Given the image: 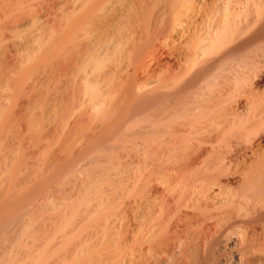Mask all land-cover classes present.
Listing matches in <instances>:
<instances>
[{"label":"rangeland","instance_id":"obj_1","mask_svg":"<svg viewBox=\"0 0 264 264\" xmlns=\"http://www.w3.org/2000/svg\"><path fill=\"white\" fill-rule=\"evenodd\" d=\"M88 1L90 3H88ZM106 1H108L107 3L109 5L106 3L105 6L107 7L104 6L105 8H107L106 10L104 8L105 12L104 10L103 12L98 11L97 13V15H99L98 19H100L101 14H102L101 15L102 17L107 16L110 13L109 11L111 10L110 6L112 5L113 7V4L115 3L116 4L134 3V0H128V1L127 0H111V1L110 0H93V1L92 0H0V192H8L11 190H18V191L19 190H23V191L31 190L33 191V193L36 194L37 200H40L41 202H43V205L46 206V209H49L52 211V213H54L56 223L53 225L54 230L52 233L53 234L52 237H54L55 240L52 242L53 245L50 244L51 246V247L49 246L50 248L47 247L48 248L47 250L43 249L45 251H42L41 255L37 257V258L40 257L39 259L40 261L38 260V264L39 263L46 264V262H48L47 264H54V263L56 264V262L57 264H83V263L84 264H87V263L88 264L89 263L90 264L91 263L92 264H97V263L98 264H118V263L119 264H128V263L134 264L132 263L133 261L130 257L132 255V247H133L132 246L133 244L132 235L134 234L133 232L135 229L134 226L138 224L135 221L137 219L136 218L137 214H135L136 216H134V213L136 211V209H134L135 208L134 206L137 207L135 203L138 205L140 204V206H142V209H145L144 206L147 205L146 202H154L155 204L157 203V206L153 203L150 205L155 206L153 210L156 209L155 211H158L159 213L158 212L157 213L159 215H161L160 213L165 214L164 216L163 214L161 215L162 217H165V219L163 218L165 227H166L167 221L172 226L176 224L174 222L178 220L177 216L180 215L178 214L175 217L173 216L174 213L173 214L171 213V211L175 212L177 207L179 208L177 213L180 211V206H179L180 205V202H179L180 201L179 199L180 198V182H179L180 174L181 175L184 174L185 176L187 174L188 178H196L198 174H200L199 175V177L201 176L200 178H204V179L207 176V179H205V181L208 182L209 180V182L207 183L203 181L204 183L203 182L202 183L204 185L201 184L203 186L200 185V187L198 185L199 189L197 187L196 191H198L197 192L198 194L204 191L202 195L205 198L206 194L209 193L210 189L215 188V190L213 189L214 193L215 192H216L215 194L218 193L217 196L220 197L219 199H215L217 200V202L218 200H221V197H223V200H226V198L230 196L234 197L232 195L234 192H235V196H240V193H242V190L244 192L247 191L248 186L246 185L249 183L248 181L250 180L249 178L253 177V175L257 173L264 174V169H263L264 160L261 159V156L262 158L264 157V136H263L264 135L263 133L264 132V125H263L264 124V118H263L264 117V100H263L264 99L263 98L264 97V82L263 83L261 82V81H264V77H262L264 74L263 73L264 65H260L262 67L259 68V70L261 68L263 70V71L260 70L262 71V74L261 72L259 73L261 76H258L259 70L257 73H255V75L257 74L255 76V75H252L251 72L249 73L248 70L243 71L244 68H240V67H239L240 69L237 68V66L241 62L245 64L246 62L251 63L253 61L254 57H256L255 54H257V51L254 50V48L257 49V47H255L257 46L256 43H258L259 46L263 45L264 44L263 39H260L263 42H259L260 40L258 39L253 41L255 45L249 44V46L251 47L246 46V48H243L244 50L240 48L242 49V51L237 50L238 51L237 53H241V54H235L236 51L235 53L234 52L231 53L232 55L230 54L231 56L235 54L234 57L237 55H238L237 57L240 56L239 59H237V57H235V59H233L234 57L230 58V56L228 55L226 58L223 59V60L228 59L226 61H221L222 59L215 61L217 59L213 57L212 55L211 62L213 64L210 63L209 56H208V59H206V63L205 61L200 63L202 66H205L204 64H207V63L211 64V65L208 64L207 65L208 67L206 66L208 69L211 66L209 71L206 68L205 72L201 76L202 78H204L202 79L203 81L201 82L200 79L196 80V82L199 80L198 84L200 85L202 84L201 85L202 88L205 91H207V93L212 90L215 91L217 87V86L215 87L217 78L220 79L219 80L220 82L221 81L224 82V80H226V79H221V76L219 74L222 75V73H223L222 75L223 77L225 76L226 78H228L227 79L228 81L225 87L226 88L229 87L227 91H230V92L225 93L224 95L225 98L223 97L225 100L222 99V102L223 101L225 102L222 103L223 105L221 104V108H220L221 110L219 109L221 112L220 115L219 114L217 115V117L219 116V119L215 117L214 118L215 121L212 120L213 123L210 121L208 123L209 125L201 128L202 130L200 129V131H198V134L197 133L191 134L185 131L187 133L186 134L184 132V128H181L183 126L180 125L183 119V118L180 119V116L182 117L183 115L182 111H181L182 115L180 114V110H182L181 109L182 106L180 105V102L183 101L184 103L185 102L188 103L190 101L189 99H192V96H190L191 95L190 93H194L195 91L194 89H197V90L201 89L200 88L201 86L196 84L195 82L191 85H194V86L197 85L198 88H196L197 86L195 87L188 86L190 89L188 87H187L188 89L187 88L180 89V77L181 75L184 76L185 68L189 65V58H188L190 56L189 52L193 48V44L196 42L195 39L199 38L204 32L200 28L204 30L206 29L207 26L206 27L200 26V28L198 27L197 32H196L197 34L195 33L196 35H192V38L196 36V38L194 39L192 38L188 39L186 36L184 38V32H181V31H183L184 27L187 26V24L188 26L191 25L189 30L192 29L191 31H193L194 25H197L196 23L197 21H194V20H197V18L199 17L198 12L199 10H201L202 6L203 8L206 7L207 10L210 9L209 11L210 13H212V11L214 10L216 11L222 7V5L225 3V2L223 3V0H211V1L210 0H176V1L171 0L174 2H171L169 0L171 2L170 4L174 3L173 4L174 8L173 6H168L169 1L167 0H164L165 2L163 0H160V1L159 0H154V1L145 0L144 3L148 4L145 9V12L147 14L146 16H150V17L153 16L152 17L153 20L152 18L145 16L146 18L145 20H143L144 23L143 21H141L140 23H142V25L139 24L140 28H138V32H141L142 34H141V37L139 38L140 40L138 39V41L136 42L137 43L136 45L140 44L138 46V49L140 48L141 49L137 55L135 54L136 50L134 49H132L131 52H129L130 51L129 49H131V45L134 43L132 42L133 39H131V41L129 42L131 45L128 43L130 45V48H128L129 45L127 44L128 45L127 52L129 53L126 54L125 52V55L123 54L124 56H122L119 59H121L122 62L125 61V63H122V65L124 64L126 65V66L125 65L122 66L125 69L124 71L127 72V73L125 72L124 76L126 77L128 76L127 78L126 77L125 78L129 79V83L132 86V90L136 94L138 93V95H141V94L152 95L153 98L151 99V101L149 103L140 104V106L135 107L131 99L121 100L116 105H110L108 103H105L106 101L103 100L102 105L99 106L100 108L102 107L101 108L102 112H100V114H98L99 113L98 111H100V109H97V112L95 113V110L91 109L90 106L85 107L87 106V104H89V103L85 104L88 100L87 97H86L87 100H85L86 102L83 100L85 102L84 103L85 105L78 106L79 104L78 105L74 104L75 103L74 96L76 97V95L74 94V90L72 88L74 87L75 89V85H76V82L73 83V80L75 79L74 81H77L78 79V74L76 71L78 70V66H76L77 65L76 61L74 62L73 60L75 58L73 54H72V57H74L73 59L70 58L69 60L67 58L66 60V57L68 56L66 55L67 52L72 49L71 47H73V46H70L73 44H69V41L68 42L66 41L67 39L66 38V32H67L66 22L69 23V21L66 20V16L67 17L68 15L71 16L69 11L71 9L70 7H72L73 4H75V6L77 4L78 6V8H76L78 9L77 12L78 11L80 12L82 11V10H79L82 8L80 7L82 6L81 4H85L83 5V8L84 7L88 8L87 5L89 4L90 5L92 4L91 7H95V5H97V8H99L98 3L100 2L99 4H105L103 2H106ZM149 4L152 6H154V4L156 6H158L159 4L160 5L158 7L156 6L152 7ZM231 4H235V1L232 2ZM90 5H89V8H90ZM165 5L167 6L164 7ZM147 7L151 8V10ZM161 7L167 8V9H162ZM169 7L170 9L172 7L174 10L171 9L172 10L171 11L170 9H168ZM72 9L74 10V7H72ZM154 9L155 10L157 9L160 12L156 10V12L154 13ZM163 10H166L167 15L165 14V17L167 18H163L166 24L164 23L165 25L164 29H161L163 27L161 26L160 28V25L159 26L157 25L159 27L158 28L155 23L158 20L157 19L158 15ZM147 11L149 14L147 13ZM71 13H72V10H71ZM155 18H156V21H155ZM146 20L147 22L145 23ZM191 21H194L195 23ZM57 24L62 26L60 28L62 32L61 31L55 32L56 27L57 28L59 27L57 26ZM144 26L146 27L143 28ZM165 27L166 28L168 27V28L165 29ZM141 28L144 30L148 29L146 30L147 36L144 30L142 32ZM198 30L202 32H199ZM58 32H60L59 35L61 34V36L58 35L59 39H61L59 40V42L63 41V45H61L62 44L61 42L60 43V46H62L61 50L56 55V52L54 51L56 49V43H57L56 34H58ZM180 33L183 34L182 36L183 38L180 36ZM198 33L200 34L202 33V34L201 35L199 34L198 36ZM185 39L186 41H184ZM191 41H193V43ZM185 42H187V44ZM64 43H66L65 44L66 46L64 45ZM189 46H192V48L190 49ZM259 46H258V50H259ZM68 48L69 50H67ZM250 48H253L254 51L251 50ZM245 49L246 51L248 50L247 51L248 55ZM133 50L135 52H133ZM72 51H70V53H72ZM253 54H254L253 59H249L250 57L252 58ZM69 57H71V55ZM112 57L113 56H111V58H108V59L111 60ZM133 57L134 59H132ZM71 60H72V63H70L69 65V61ZM110 60H107L105 62L107 64V65L105 64L106 69H109L110 66L113 65V62ZM129 60H133L132 61L133 63ZM231 60H233L234 62L238 60L239 62L237 61V63L234 64V62ZM219 61H221L224 64H222ZM183 62H185L186 64L188 63V65L186 66V64ZM56 63L59 64L58 67H56L57 66ZM65 63H67L69 68L70 67L71 68L70 69L67 68V64ZM214 63H216L217 66L214 65ZM220 63L222 66L220 65ZM231 63L233 65H230ZM71 64H75V65L72 66ZM227 64L230 66V68ZM223 65L226 66L227 68L224 67ZM233 66L236 67L235 71L233 70L234 68ZM56 68H58L59 70L64 69V72L62 70L59 71L57 69L59 72H63V74L59 73L60 75L62 74L61 76L58 75V77H61L62 79L61 78L56 79V77L54 76L56 74V72H54ZM228 68L230 69V71L233 70L235 73H231L233 71L228 72L229 70ZM183 69L184 71L182 72ZM217 69H220V72ZM225 69H228V70L225 71ZM65 70H67L66 73H65ZM222 70L224 71L222 72ZM214 71L217 73H215ZM246 71H248V73ZM75 72L77 74V78H76ZM245 72H246V75H245ZM67 73L69 74L67 75ZM227 73L228 75L230 74L231 78L228 77ZM64 74L67 75L69 79ZM214 74L215 76H213ZM238 74L240 77L238 76ZM243 75L246 76V79ZM71 76H74V77L72 78ZM54 77H55V80L57 81V84H55ZM63 77L65 78V80H63L64 79ZM205 77H207L208 80ZM256 77H259V78L256 79ZM213 79L216 81H213ZM67 80H69V82ZM231 81L232 82L234 81L233 84ZM236 81L238 83H236ZM247 81H248V84H246ZM203 82H205L204 85H203ZM228 82H230L231 84L229 85ZM241 83H242V86H241ZM72 84L73 85L75 84V85L72 87ZM210 84L211 85L213 84V85L211 86ZM227 84H228V87H227ZM236 84L239 88L236 86ZM209 85L211 86V89ZM231 85L232 86L234 85V86L232 87ZM57 86H60L61 88L60 87L57 88ZM62 88L66 92H69L67 90H70L71 92L70 94L73 97L70 96L69 93H66L64 90H62ZM191 88H194V89H191ZM205 88H207V90ZM71 89L73 90V92L71 91ZM185 90L188 92H186ZM204 90H202V92ZM63 93H66L67 97H65V94ZM185 93L187 94L189 93L190 95L188 94L189 95L188 96ZM241 93H243V95ZM226 94H228V96L230 95L229 96L230 98L226 96ZM244 94L246 95L244 96ZM68 95L72 99L68 98ZM59 98H61L62 101L64 100L65 108H64L63 102ZM65 98H67L66 101H65ZM82 99H85V98L82 97ZM69 101H71L72 104L68 109L69 111L65 112L64 110L67 109L66 105L67 103H69ZM183 102H181V104H183ZM255 103L256 104L259 103V104L256 105ZM57 104L59 105V107H57ZM252 104H253V107H252ZM249 106L252 109L251 111H250ZM55 109H56V112L54 111ZM91 111H93V115L94 113L97 114V115H94L95 117L98 116L99 119L100 118L103 119L104 126L103 128H101V130H98V128H95V127L96 126L98 127L102 121L100 122V120H98V117L95 118L97 119L96 122L98 121L97 124H99L100 122L99 125H97L95 122L96 124L95 125L93 122L95 121V119H93L94 116L92 115ZM248 112H251V113L253 112V113L251 114ZM65 113L67 115H65ZM101 114L102 116L100 117ZM240 115L242 116V118ZM91 116L92 118L90 119L89 117ZM234 119H237V120L235 121ZM239 119H241V121H238ZM223 120L224 121L226 120V121L224 122ZM244 120L247 121L248 123L245 122ZM242 121L243 123H241ZM261 122H262V125H261ZM109 123H113V124L120 123V127L114 128L112 130V128L107 126V124L109 125ZM215 123L216 125H212ZM231 123L233 124L235 123L237 128ZM150 124H152V126ZM137 125H138L137 128L139 127L142 128V129L136 128L141 133L139 135H136V134L134 135L132 134L131 130L132 128H134V126L136 127ZM208 127L209 128L211 127V129L209 130ZM231 128H235L236 130L239 129L238 131L239 133L235 131V129H231ZM181 129H183V131H181ZM201 131L203 133V136H202ZM211 131L213 134L211 133ZM182 132L185 133V136ZM204 132H206L205 135H204ZM242 133H243V136H242ZM190 134L191 135L194 134L193 138H191L192 136ZM182 135L184 136V139L182 138ZM213 135L216 137H214ZM217 136L220 139H218ZM237 136H238V139H237ZM185 137L187 138V140ZM181 138L183 139V141ZM195 139L196 140L201 139V141L203 142L195 141ZM220 140H222V142ZM199 142L201 145L199 144ZM186 143H189V144H186ZM250 145L253 147H251ZM214 146H215L214 148L215 150L213 149ZM165 147H168V148H165ZM200 150H204V151H200ZM228 152H229V155H228ZM256 154L257 155L260 154V155L257 156ZM182 155L183 156L187 155V156L183 157ZM228 156H231L232 158ZM69 158H72V160H68ZM97 158L100 159L97 161H101V162L96 165L94 161ZM145 158L146 159L148 158V159L146 160ZM152 162L153 164H151ZM157 162L159 163V165L157 164ZM195 162H196V165H195ZM190 164H192L191 167H190ZM256 166H259L257 168H260V169L255 168ZM152 167H153V170L151 169ZM206 167L208 168L206 169ZM252 168L258 171L262 169L263 171L262 170H261L262 172H257L256 170L253 171ZM193 170L196 175L194 174ZM249 171H250V175L248 174ZM168 172H170L171 174L170 173L167 174ZM212 173H214V175ZM217 173L218 175H221V177L219 176L217 177ZM204 174H207V175H204ZM177 175L179 176L177 177ZM211 176L212 178H209ZM166 177L167 178L169 177V178L167 179ZM247 178L248 180H246ZM140 179L141 181L139 182ZM137 180L138 182H136ZM245 180L248 182H246ZM175 181L176 182L178 181L179 183L178 182L175 183ZM214 182L215 184H217L216 186ZM210 184L212 186L214 184V186L212 187ZM171 185L174 187V189L173 187L171 188ZM262 185L264 187V182L262 183ZM147 186L149 187L146 188ZM209 186H211V188ZM245 186L246 188H244ZM202 187L203 189L209 188L208 192H205L206 189L203 190ZM218 187H220V190H218L219 189ZM263 187L260 185L261 190H264L262 189ZM167 188L170 190H168ZM221 188L223 189V191H224V188L226 190L225 192L226 194L222 192L224 196L221 193L222 191ZM226 188H228L230 191L233 189L232 190L233 192L231 193L230 191H228L229 193H227L228 189ZM133 189H135L138 193ZM175 190L177 192H175ZM199 190L201 191L199 192ZM213 190H211L210 193L211 192L213 193ZM133 191H135V193ZM262 192L264 191H261L260 194L259 193L257 194L259 197H257V195L253 196V198H255L254 200L253 198L251 199V197H250V200L249 199L247 200V204H249L247 205L249 207V209L247 210L248 211L247 213H250L251 215L257 214L255 216H251L253 220L250 221L251 218L249 217L250 216L249 214L247 216V218L249 219V221H247L248 223L245 221L247 220L246 216L243 215L244 216L243 218L242 216L238 217L241 219L245 218L244 220L245 222L240 219L242 221L241 223L242 225L247 224L249 228L248 227L246 228L247 225L245 227L243 225L242 227L241 223L234 225L233 223L237 222V219H238L237 217H235L234 219L236 220V222H233V218H231L232 219L231 221L229 222H227L228 220L226 221L227 224L224 222L225 223L224 226L222 223L223 228L222 229L219 228L222 231L216 228L217 231L221 233L223 232L224 237L222 238L221 236V239L224 240L223 242H226L228 238H230L229 240H231V241L228 240L231 244L230 243L224 244L222 240H220L221 243L219 244L218 251L220 249V253L223 252L224 254L221 255L222 259L221 258L219 259L220 261H218V264H237V262L239 264V257H240L239 255H241L240 254L241 251L239 250L240 251L239 252L238 250L236 251L235 249H240V246L238 245H240L239 241H242V240H245V243L247 242V246L249 245L248 249L249 247L252 248V246H256L257 249L261 248L262 250H264V221H263L264 220V200H263L264 197L262 198L264 194ZM220 194L221 196H219ZM226 195H229V196H226ZM151 197L153 201L151 200ZM155 197H157L158 199H156ZM163 197H165L166 200ZM146 198H148V200H146ZM257 198L258 199L260 198L259 199L260 201H258ZM142 200H146V202ZM212 201L216 202L214 200ZM212 201H210L209 203H212ZM250 201L251 202L254 201V202L251 203ZM190 203H191V206H193L192 202ZM250 203L251 205L253 204L252 205L253 210H254V207L257 208V210L255 209L254 212H252V210H250L251 209ZM255 203L258 205H256ZM195 204L197 203L195 202ZM261 204L263 207H261ZM188 205L190 206V204ZM161 207L164 210L161 209ZM168 214L170 215L171 218L168 217L169 216ZM132 216H134L136 219ZM173 217L176 218V220L174 219L175 221L173 220L172 222ZM254 217L256 219H254ZM138 220L139 219H137V221ZM255 220L257 221V225H260V223L262 222L261 225L257 226L255 223ZM238 222H239V219H238ZM249 222H252L253 224L254 223L255 224L253 225V224H250ZM229 223H231L230 224L231 226L229 225ZM226 225L229 226V227L227 226L228 229H226L227 228ZM238 225H240L241 227ZM251 225L253 226V229ZM132 227H134V229H131ZM63 228H65V231H67V234H68L67 235L68 240L66 243L62 242L60 239L62 236ZM167 229H170V226L168 228V225H167ZM234 229L236 233L234 232ZM228 230L231 234L233 233L232 236L230 233H227ZM257 230H259L258 232H260V234L256 232ZM97 231H98V234H97ZM115 231L120 232V234ZM225 231L226 233L224 234ZM243 231H244V234H242ZM118 234L121 237L118 236ZM242 235L243 237L245 236L246 237L243 238ZM225 236H227L226 239H225ZM116 237L118 238L120 237L122 240L124 238L125 239L123 241H120L121 239H116ZM90 238H92L93 240ZM89 240H91V242ZM106 240L108 241L109 245H106L108 244ZM118 241H120L121 244ZM228 241L226 243H228ZM125 242H126V245L124 244ZM237 242H239L238 245H237ZM90 243H92L93 246ZM118 243L122 247V249L120 250L121 252H118V251L115 252V250L120 248V245H119V248L117 247ZM243 244H244V241H243ZM125 248H127V250ZM128 248H131L129 249L130 251L128 250ZM256 248L254 249V251H258ZM106 250H108V252H106ZM102 251H104V253ZM224 251H227V252L225 253ZM114 252L117 254H115ZM76 253H77V256H76ZM121 253L123 254V256H121L122 255ZM102 254L105 256L103 257ZM110 254H113L112 256L117 255V258L116 256H114L112 257L113 258L112 259ZM119 256H121V259ZM94 257H96V260H94L95 259ZM107 258L108 259L111 258V259L108 260ZM103 259H104V262H103ZM82 260L83 261L85 260V261L83 262ZM119 260L120 261L122 260V261L120 262Z\"/></svg>","mask_w":264,"mask_h":264},{"label":"bare ground","instance_id":"obj_2","mask_svg":"<svg viewBox=\"0 0 264 264\" xmlns=\"http://www.w3.org/2000/svg\"><path fill=\"white\" fill-rule=\"evenodd\" d=\"M93 1V0H92ZM111 1V0H110ZM128 1V0H127ZM147 1V0H146ZM154 1V0H153ZM160 1V0H159ZM164 1V0H163ZM169 1V0H167ZM171 1V0H170ZM169 1V4L168 6H173V4H170L171 2H174V1ZM211 1V0H210ZM235 1V4H231L232 2ZM87 2V1H86ZM102 2V1H101ZM106 2H103L105 4H99V8H97V5H95V7H91L90 5V8H89V5L88 8L87 7H84L83 8V5L85 4H81L82 7L81 9L79 10H82V11H78V6L76 4H73L72 7H74V10L72 9V7H70V15L69 16L68 14V17L66 16V20L69 21L66 22L67 25H66V29H67V32H66V41L68 42L69 41V44H73V45H70V46H73L71 47L73 49V52L72 49L70 51H72V53H70V51L67 52L66 55H68L66 57V60L67 58L70 60V58H74L72 57V54L73 56H75V58L73 59L74 62L76 61V66H78V70L77 71V74H78V79L77 81H74L73 80V83L76 82V85H75V89H74V85L72 84V89L74 90V94L76 95V97L74 96L75 98V103L74 104H79L78 106H82V105H85L87 103V106L85 107H88L90 106L91 109L95 110V113L97 112V109H100V111H98L100 114V112H102L101 108L99 107L100 105H102V101H106L105 103H108L110 105H116L117 103H119L121 100H124V99H131L134 103V106L135 107H138L140 106V104H144V103H149L151 101V99L153 98L152 95H147V94H141V95H138V93L136 94L133 90H132V86L131 84L129 83V79H126L127 77L124 76L125 75V72L124 71L125 69L122 67L124 65H122V63H125V61L122 62L121 58L122 56L125 55V52L126 54L131 52L132 49L136 50V52L133 50V52H135V54L137 55L138 52L140 51V49H138V46L140 45H136L138 39L141 37V32H138V28L139 27V24L142 25V23H140L141 21L145 20L146 17H150V16H146V12H145V9H146V6L148 5L147 3H144L145 0H134V3H131V4H113V7L112 5L110 6V13L107 15V16H104L102 17L100 15V19L99 18V15H97L98 11H102L104 10ZM118 2V1H117ZM120 2V1H119ZM122 2V1H121ZM151 2V1H150ZM162 2V1H161ZM165 2V1H164ZM179 2V1H178ZM201 2V1H200ZM226 4H225V3ZM88 3H90L88 1ZM87 3V4H88ZM128 3V2H127ZM153 3V2H152ZM163 3V2H162ZM168 3V2H166ZM202 3V2H201ZM223 5L221 8H217L218 10H214L212 11V13H210V9L207 10L206 7L201 8V10H199L198 12V15L199 17L197 18V20H194V21H197V25H194V29L193 31L189 30L190 29V26H185L183 31L181 32H184V38L185 36L189 39V38H192V35H196L197 33V29L198 27L200 28L201 27H206V29H202L200 28L203 32V34L201 35L200 33H198V36L199 34L201 35L199 38L195 39L196 42L193 44V48L192 46H189V48L191 49V51L189 52L190 53V56L188 57L189 58V65L188 63L186 64V68H185V73H184V76L181 75L180 77V89L182 88H187L188 86L190 87H193L194 85H191L193 84L194 82L196 84H198L199 80L196 82L197 79H200V81L202 82L204 78H202L201 76L203 75V73L205 72L206 68L208 67L207 65L212 63L211 62V58H212V55L213 57H215L217 60L215 61H218V60H221V61H226V60H223L224 58H226L228 55L231 57H234L235 54H241V53H237L238 51L237 50H240L242 51L243 48H246V46L248 47L249 44L252 45L254 44L253 41L255 40H260V39H263L264 40V0H223ZM239 3V4H238ZM108 4V3H107ZM222 4V3H221ZM109 5V4H108ZM150 5V4H149ZM158 5V4H157ZM160 5V4H159ZM158 5V6H159ZM185 5V4H184ZM217 5V3H216ZM70 6V5H69ZM105 6V7H104ZM152 6V5H150ZM154 6H156L154 4ZM152 6V7H154ZM156 6V7H158ZM163 6V5H162ZM167 5H165L164 7H166ZM187 6V5H186ZM214 6V5H213ZM121 7V8H120ZM123 7V8H122ZM181 7V6H180ZM184 7V6H183ZM215 7V6H214ZM97 8V9H96ZM149 8V7H147ZM160 8V7H159ZM157 8V9H159ZM162 8V7H161ZM174 8V6H173ZM171 7V9H173ZM193 8V7H192ZM200 8V7H198ZM213 8V7H212ZM107 8H105L106 10ZM151 10V8H149ZM156 9V10H157ZM162 9H167V8H162ZM170 9V7L168 8ZM170 9V10H171ZM190 9V8H189ZM187 9V10H189ZM68 10V8H67ZM71 10H72V13H71ZM76 10V11H75ZM104 10V12H105ZM156 10L154 9V13L156 12ZM174 10V9H173ZM181 10V9H180ZM108 11V10H107ZM159 11V10H157ZM172 11V10H171ZM182 11V10H181ZM186 11V10H185ZM67 12V11H66ZM151 12V11H149ZM153 12V11H152ZM160 12V11H159ZM163 12V13H162ZM100 13V12H99ZM107 13V12H106ZM148 13V11H147ZM179 13V12H178ZM190 13V12H189ZM188 13V14H189ZM149 14V13H148ZM165 14H166V10H163L161 11V13L158 15L157 17V21H156V18H155V21H156V26L160 25V28L161 26L163 28L161 29H164V19L163 18H167L165 17ZM177 14V13H176ZM195 14V13H194ZM167 15V14H166ZM172 15V14H170ZM179 15V14H178ZM65 16V15H64ZM146 16V17H145ZM169 16V15H168ZM70 17V18H69ZM102 17V19H101ZM153 16H151L150 18H152ZM175 17V16H174ZM178 17V16H177ZM196 17V16H195ZM57 18V17H56ZM61 18V17H59ZM69 18V19H68ZM172 18V17H171ZM183 18V17H182ZM181 18V19H182ZM186 18V17H185ZM65 19V18H63ZM98 19V20H97ZM176 19V18H175ZM194 19V18H192ZM65 20V21H66ZM100 20V21H99ZM148 20V19H147ZM147 20L145 21V23L147 22ZM150 20V19H149ZM153 20V18H152ZM166 20V19H165ZM169 20V19H168ZM62 21V20H61ZM167 21V20H166ZM194 21H191V22H194ZM55 22V21H54ZM59 22V21H58ZM171 22V21H170ZM144 23V21H143ZM150 23V22H149ZM154 23V22H153ZM195 23V22H194ZM166 24V23H165ZM184 24V23H183ZM193 24V23H192ZM62 25V24H61ZM148 25V23H147ZM152 25V24H151ZM181 25V24H180ZM59 26L58 28L60 29L62 26L58 25ZM155 26V28H156ZM157 26V27H158ZM68 27V28H67ZM146 26H144L143 28H145ZM150 27V26H149ZM153 27V26H152ZM55 28V27H54ZM56 27V31H61L62 30L58 29ZM159 28V27H158ZM168 28V27H167ZM165 27V29H167ZM181 28V27H180ZM142 29V28H141ZM144 29H142V32H143ZM148 30V29H146ZM146 30L145 31V34H146ZM157 30V29H156ZM64 31V30H63ZM140 31V30H139ZM151 31V30H149ZM199 31V30H198ZM202 31H199V32H202ZM159 32V30H158ZM163 32V31H162ZM60 32H58V34H56L57 36V43H56V49L54 52H56V55L59 53V51L61 50V47L60 46V43L62 42L61 45H63V41L59 42V35ZM151 33V32H149ZM196 33V34H195ZM144 34V33H143ZM144 34V35H145ZM154 34V33H153ZM160 34V33H159ZM151 35V34H150ZM55 36V37H56ZM61 36V34L59 35ZM147 36V34H146ZM180 36L182 37L183 34L180 33ZM197 36V37H198ZM180 37V38H181ZM194 37V36H193ZM62 38V37H60ZM65 38V37H63ZM183 38V37H182ZM196 38V36L194 37ZM192 38V39H194ZM131 39H136V40H132V42H134L132 45L129 43L131 41ZM64 40V39H63ZM140 40V39H139ZM145 40V39H144ZM149 40V39H148ZM65 41V40H64ZM65 41V42H66ZM186 41V39L184 40ZM188 41V40H187ZM141 42V41H139ZM143 42V41H142ZM193 43V41H191ZM253 42V43H252ZM259 42H263V41H259ZM131 45V49H129L130 51L127 52V46L129 44ZM181 43V42H180ZM187 44V42H185ZM189 43V42H188ZM256 43V42H255ZM66 43H64L65 45ZM128 44V45H127ZM185 44V45H186ZM257 46V49L254 48V50L257 51V54L256 57H254L253 59V56L254 54L252 55V58L250 56L249 59H253V61L251 63L249 62H246L245 64L244 63H239V65H235L237 66V68H244L243 71L245 70H248L249 73L251 72L252 75H255V73L258 72L259 68L262 67L260 65H264L263 61H264V44L263 45H258V43H256ZM260 44V43H259ZM55 45V44H54ZM130 45L128 48H130ZM190 45V44H188ZM255 45V44H254ZM253 45V46H254ZM66 46V45H65ZM64 46V47H65ZM252 46V47H253ZM258 46H259V50H258ZM263 46V47H261ZM63 47V48H64ZM136 47V48H135ZM181 47V46H180ZM184 47V46H183ZM251 47V46H249ZM70 48V47H69ZM69 48L67 50H69ZM242 48V49H240ZM249 49V48H247ZM251 50H253V48H250ZM244 50V49H243ZM253 50V51H254ZM65 51V50H64ZM236 51V53H235ZM246 51V49H245ZM248 51V50H247ZM246 51L247 55H248V52ZM252 51V52H253ZM255 51V52H256ZM63 52V51H62ZM61 52V53H62ZM235 53L233 54V56H231L232 54L231 53ZM244 52V51H243ZM251 52V51H250ZM71 57H69L70 55ZM245 53V52H244ZM124 54V55H123ZM231 54V55H230ZM251 54V53H250ZM55 55V56H56ZM134 55V54H133ZM211 55V57H210ZM54 56V55H53ZM62 56V55H61ZM60 56V57H61ZM112 59H108V58H111ZM131 56V55H130ZM135 56V55H134ZM181 56V55H180ZM208 56H209V60H210V63H207V64H204L205 66H202L200 63L204 62L206 63V59H208ZM238 56V55H237ZM235 56V57H237ZM246 56V55H245ZM235 57L233 59H235ZM240 57V56H239ZM239 57H237V59H239ZM65 58V57H64ZM63 58V59H64ZM115 60H114V59ZM131 58V57H130ZM129 58V59H130ZM262 58V59H261ZM59 59V58H58ZM134 59V57L132 58ZM137 59V58H136ZM184 59V58H183ZM214 59V58H213ZM57 60V59H56ZM65 60V59H64ZM107 60H110L113 62V65H109L110 68L109 69H106L105 68V62ZM126 60V59H124ZM55 61V60H54ZM109 61V62H110ZM129 61H133V60H129ZM135 61V60H134ZM186 61V60H185ZM213 61V60H212ZM214 61V62H215ZM219 61V62H221ZM233 61V60H231ZM238 60H236L235 63H237ZM241 61V59H240ZM243 61V60H242ZM57 62V61H56ZM67 62V61H66ZM136 62V61H135ZM230 62V60H229ZM239 62V61H238ZM68 63V62H67ZM65 63V64H67ZM70 63H72V60L69 61V65ZM111 63V62H110ZM133 63V62H132ZM217 63V62H216ZM214 63V65L217 66V64ZM222 63V62H221ZM220 63V65H221ZM249 63V64H248ZM263 63V64H261ZM57 64V63H56ZM135 64V63H134ZM200 64V66H199ZM213 64V63H212ZM224 64V63H222ZM226 64V63H225ZM59 64H57L56 67H58ZM72 66L75 65V64H71ZM107 65V64H106ZM211 65V64H210ZM228 65V64H227ZM230 65H233L232 63ZM126 66V65H125ZM207 66V67H206ZM222 66V65H221ZM224 66V65H223ZM229 66V65H228ZM61 67V66H60ZM59 67V68H60ZM65 67V66H64ZM134 67V66H133ZM136 67V66H135ZM185 67V66H184ZM183 67V68H184ZM213 67V66H212ZM226 67V66H224ZM234 67V66H233ZM232 67V68H233ZM67 68H69L68 64H67ZM66 68V69H67ZM71 68V67H70ZM69 68V69H70ZM130 68V67H129ZM128 68V69H129ZM211 68V66H210ZM209 68V69H210ZM214 68V67H213ZM227 68V67H226ZM230 68V66H229ZM228 68V69H229ZM239 68V69H240ZM58 68L55 69L54 72H56V74L54 75L56 77V79H59L61 77H58L61 76L64 72V69H60L62 70L63 72H59L57 70ZM75 69V68H73ZM77 69V67H76ZM127 69V70H128ZM135 69V68H134ZM208 69V68H207ZM208 69V71H209ZM222 69V68H220ZM220 69H217L219 70L220 72ZM228 69H225V71H227ZM236 67L233 68V70L235 71ZM238 69V70H239ZM181 70V68H180ZM215 70V69H214ZM231 70V71H233ZM262 70V68L260 69ZM258 72V74L261 72L262 74V71L264 70V67H263V70ZM73 71V70H71ZM184 71V69L182 70V72ZM207 71V72H208ZM224 70H222L223 72ZM230 69L228 70V72H231ZM231 72V73H235V72ZM237 71V70H236ZM240 71V70H239ZM248 71H246L248 73ZM67 72V70H65V73ZM132 72V71H131ZM215 72V71H214ZM221 72V73H222ZM242 72V71H241ZM246 72H245V75H246ZM59 73H62L61 75ZM127 73V72H126ZM181 73V72H180ZM217 73V72H215ZM237 73V72H236ZM254 73V74H253ZM264 73V72H263ZM69 73H67L68 75ZM76 74V72H75ZM77 74H76V78H77ZM219 74V73H218ZM65 75V74H64ZM67 75H65L66 77H68ZM129 75V74H128ZM208 75V73H207ZM210 75V74H209ZM217 75V74H216ZM221 76V79H226L224 80V82H220L217 78V82L215 84V91L212 90L210 92L207 93V91H205L203 88H202V84H198L200 85L201 89L204 90L202 92H200V90H197V89H194V88H191V89H194V93H188L190 96H192V99H189L190 101L188 103H184L183 101V104H181L180 102V105L182 106L180 110V114L183 112V115L182 117L180 116V119H182V122L180 125H182L183 127L181 128H184V132L186 131L187 133H197L198 134V131H200L201 128L209 125L208 123L212 120L215 121V117H217V115L221 114L220 112V108H221V104L225 101L222 102V99L225 100L224 98V95L225 93L227 92H230V91H227V89H229L228 87V84L230 85L231 83L228 82L227 84V87L226 88V83H227V79L225 76L223 77V73L222 75L219 74ZM226 75V74H225ZM228 75V73H227ZM235 75V74H234ZM237 75V74H236ZM251 75V76H252ZM257 75V74H256ZM255 75V76H256ZM64 76V77H65ZM130 76V75H129ZM205 76V75H204ZM203 76V77H204ZM212 76V75H211ZM215 76V74L213 75ZM239 76V74H238ZM244 76V75H243ZM254 76V77H255ZM258 76H261L260 74ZM55 77H54V80H55ZM63 77V78H64ZM72 78L74 76H71ZM70 77V78H71ZM126 77V78H125ZM201 77V78H199ZM209 77V76H208ZM218 77V76H217ZM228 77H230V74L228 75ZM240 77V76H239ZM245 79H246V76H244ZM264 77V74L263 76ZM207 78V77H205ZM213 78V77H211ZM210 78V79H211ZM216 78V77H214ZM231 78V77H230ZM234 78V77H233ZM232 78V80H233ZM259 78V77H256V79ZM62 79V78H61ZM69 79V77H68ZM121 79V80H120ZM131 79V78H130ZM241 79V78H239ZM65 80V78L63 79ZM208 80V78H207ZM212 80V79H211ZM251 80V79H250ZM62 81V80H61ZM69 82V80H67ZM206 81V80H205ZM213 81H216L213 79ZM212 81V82H213ZM220 83H219V82ZM259 81V80H258ZM67 82V83H68ZM232 82V81H231ZM234 82V81H233ZM232 82V84H233ZM240 82V81H239ZM243 82V80H242ZM252 82V81H251ZM257 82V81H256ZM260 82V81H259ZM262 83L264 81H261ZM207 83V82H206ZM210 83V82H209ZM208 83V84H209ZM219 83V84H218ZM236 83H238L236 81ZM55 84H57V81L55 80ZM61 84V83H60ZM59 84V85H60ZM63 84V83H62ZM205 84V82H203V85ZM246 84H248V81L246 82ZM69 85V84H68ZM71 85V84H70ZM207 85V84H206ZM205 85V86H206ZM211 85V84H210ZM210 89H211V85ZM219 85V86H218ZM235 85V83H234ZM233 85V86H234ZM251 85V84H250ZM61 86V85H60ZM60 86H57V88H59ZM67 86V85H65ZM197 86V85H195ZM194 86V87H195ZM204 86V87H205ZM232 86V85H231ZM230 86V87H231ZM232 86V87H233ZM237 86V84H236ZM241 86H242V83H241ZM208 87V86H207ZM214 87V88H215ZM231 87V88H232ZM238 87V86H237ZM251 87V86H250ZM61 88V87H60ZM65 88V87H64ZM69 88V87H68ZM71 88V87H70ZM189 88V87H188ZM187 88V89H188ZM198 88V86L196 87ZM239 88V87H238ZM244 88V87H243ZM242 88V89H243ZM71 89V91L73 92V90ZM190 89V88H189ZM207 90V88H205ZM236 89V88H234ZM55 90V89H54ZM62 90H64L62 88ZM67 90V89H66ZM197 90V91H196ZM248 90V89H247ZM65 91V90H64ZM69 92H66V93H71L70 90H67ZM186 91V90H185ZM191 91V90H189ZM193 91V90H192ZM209 91V90H208ZM60 92V91H59ZM188 92V91H186ZM56 93V92H55ZM66 93H63L65 94V97H67ZM235 93V92H234ZM58 94V93H57ZM73 94V93H72ZM187 94V93H185ZM187 94V95H188ZM193 94V95H192ZM230 94V93H228ZM228 94H226V96H228ZM243 95V93H241ZM256 94V92H255ZM56 95V94H55ZM60 95V93H59ZM186 95V96H187ZM188 95V96H189ZM246 94H244L245 96ZM251 95V94H250ZM262 95V94H261ZM70 96H72L70 94ZM69 95H68V98H71ZM230 96V95H229ZM228 96V97H229ZM234 96V95H233ZM238 96V95H237ZM243 96V97H244ZM254 96V95H253ZM252 96V98H253ZM62 97V96H61ZM73 97V96H72ZM85 98V99H82ZM86 97L88 98V100L86 99ZM181 97V96H180ZM185 97V96H184ZM224 97V98H223ZM227 97V98H228ZM57 98V97H56ZM63 98V97H62ZM73 98V99H74ZM183 98V97H182ZM187 98V97H186ZM230 98V97H229ZM228 98V99H229ZM241 98V97H240ZM256 98V97H255ZM264 98V97H263ZM61 100V98H59ZM64 99V98H63ZM67 98H65V101H66ZM72 99V98H71ZM70 99V100H71ZM181 99V98H180ZM233 99V98H232ZM231 99V101H232ZM246 99V97H245ZM69 100V99H68ZM77 100V101H76ZM87 100V102L85 103L84 101ZM187 100V99H186ZM237 100V99H236ZM241 100V99H240ZM248 100V99H247ZM255 100V99H254ZM259 100V98H258ZM257 100V101H258ZM264 100V99H263ZM57 101V99H56ZM62 101V100H61ZM89 101V102H88ZM108 101V102H107ZM229 101V102H231ZM242 101V100H241ZM261 101V100H260ZM259 101V103H260ZM59 102V101H58ZM63 102V105H64V100L62 101ZM228 102V101H227ZM238 102V101H236ZM252 102V101H251ZM55 103V102H54ZM57 103V102H56ZM60 103V102H59ZM58 103V104H59ZM85 103V104H84ZM104 103V102H103ZM104 103V104H105ZM254 103V102H253ZM257 103V104H259ZM262 103V102H261ZM57 104V107H59V105ZM69 104V106H68ZM71 101H69V103H67V109H65L64 111H69V107L71 106ZM232 104V103H231ZM256 104V103H255ZM256 104V105H257ZM62 105V104H61ZM106 105V104H105ZM223 105V104H222ZM226 105V104H225ZM224 105V106H225ZM104 106V105H103ZM232 106V105H231ZM235 106V105H234ZM255 106V105H254ZM56 107V108H57ZM74 107V106H73ZM77 107V106H76ZM75 107V108H76ZM132 107V106H131ZM223 107V106H222ZM250 107V106H249ZM252 107H253V104H252ZM63 108V107H62ZM64 108H65V105H64ZM63 108V109H64ZM226 108V107H225ZM257 108V107H256ZM58 109V108H57ZM90 109V108H89ZM220 109V110H219ZM255 109V108H254ZM260 109V108H259ZM258 109V110H259ZM62 110V109H60ZM72 110V109H71ZM70 110V111H71ZM226 110V109H225ZM237 110V109H236ZM251 107H250V111H251ZM263 110V109H262ZM56 112V109L54 110ZM87 111V110H86ZM182 111V112H181ZM231 111V110H229ZM233 111V110H232ZM92 112V115H93V111ZM90 112V113H91ZM226 112V111H225ZM236 112V111H235ZM255 112V111H254ZM71 113V112H70ZM94 115H97L95 114ZM248 113H251V112H248ZM253 113V112H252ZM251 113V114H252ZM56 114V113H55ZM223 114V113H222ZM230 114V113H229ZM65 115H67L65 113ZM91 115V114H89ZM93 115V116H94ZM104 115V114H103ZM249 115V114H248ZM263 115V114H262ZM261 115V116H262ZM62 116V115H61ZM88 116V115H87ZM102 116V114L100 115V117ZM236 116V115H235ZM241 116V115H240ZM250 116V115H249ZM258 116V115H257ZM59 117V116H58ZM64 117V116H63ZM98 117V116H97ZM94 116L93 119L97 118ZM90 119L92 118L89 117ZM232 118V117H231ZM242 118V116H241ZM246 118V117H245ZM249 118V117H248ZM264 118V117H263ZM262 118V119H263ZM65 119V118H64ZM88 119V118H87ZM217 119H219V116L217 117ZM224 119V118H223ZM244 119V118H243ZM252 119V118H251ZM259 119V118H258ZM256 119V120H258ZM57 120V119H56ZM60 120V119H59ZM97 119H95L94 124L96 122ZM98 120H100L99 124L98 121L96 122L97 125H99L98 127L94 126L95 128H98V130H101V128H103L104 126V121L103 119H99L98 117ZM221 120V119H220ZM228 120V119H226ZM225 120V121H226ZM231 120V119H230ZM235 121L237 119H234ZM247 120V119H246ZM63 121V120H62ZM224 121V120H223ZM224 121V122H225ZM238 121H241V119H239ZM245 121V120H244ZM249 121V120H248ZM262 121V120H261ZM67 122V121H66ZM91 122V121H90ZM218 122V121H217ZM216 122V123H217ZM247 122V121H245ZM263 122V121H262ZM262 122H261V125H262ZM76 123V122H75ZM92 123V122H91ZM90 123V124H91ZM213 123V122H212ZM215 124H212V125H216ZM230 123V122H229ZM236 123V122H235ZM235 123H231L233 124L234 126ZM243 123V121L241 122ZM248 123V122H247ZM259 123V122H257ZM95 124V125H96ZM219 124V123H218ZM240 124V122H239ZM238 124V125H239ZM246 124V123H245ZM152 126V124H150ZM211 125V126H212ZM223 125V123H222ZM221 125V126H222ZM226 125V123H225ZM258 125V124H257ZM260 125V126H261ZM264 125V124H263ZM108 127L112 128V130L114 128H119L120 127V123H116V124H113V123H109V125L107 124ZM218 126V125H217ZM228 126V125H227ZM240 126V125H239ZM248 126V125H247ZM246 126V127H247ZM138 125L134 128H132L131 132L132 134H136V135H139L141 132L137 129L141 128H137ZM215 127V126H214ZM94 128V129H95ZM137 128V129H136ZM145 128V127H144ZM209 128V127H208ZM224 128V127H223ZM227 128V127H226ZM237 128V126H236ZM142 129V128H141ZM211 129V127L209 128V130ZM231 129H235V128H231ZM230 129V130H231ZM144 130V129H143ZM147 130V129H146ZM202 130V129H201ZM208 130V129H207ZM229 130V132H230ZM251 130V129H250ZM257 130V129H256ZM153 131V130H152ZM181 131H183V129H181ZM180 131V132H181ZM219 131V130H218ZM232 131V130H231ZM235 131H239V129H235ZM242 131V130H240ZM245 131V130H244ZM249 131V130H248ZM185 132V133H186ZM225 132V131H224ZM228 132V131H227ZM260 132V131H259ZM183 133V132H182ZM181 133V134H182ZM185 133L184 136H185ZM186 133V134H187ZM202 133V131H201ZM206 132H204V135H205ZM212 133V131H211ZM216 133V132H215ZM218 133V132H217ZM221 133V132H220ZM235 133V132H234ZM239 133V132H238ZM249 133V132H248ZM264 133V132H263ZM145 134V133H144ZM152 134V133H150ZM190 134V135H191ZM213 134V133H212ZM236 134V133H235ZM247 134V133H246ZM255 134V133H254ZM262 134V133H261ZM194 135V134H193ZM193 135H191L193 138ZM210 135V134H209ZM215 135V134H214ZM213 135V136H214ZM223 135V134H221ZM245 135V134H244ZM250 135V134H249ZM253 135V134H252ZM256 135V134H255ZM184 136L182 135V138L184 139ZM196 136V134H195ZM202 136H203V133H202ZM207 136V135H206ZM220 136V135H218ZM217 136V137H218ZM230 136V135H229ZM239 136V135H238ZM238 136H237V139H238ZM242 136H243V133H242ZM247 136V135H246ZM258 136V134H257ZM264 136V135H263ZM198 137V136H197ZM211 137V136H210ZM216 137V136H214ZM236 137V136H235ZM248 137V136H247ZM250 137V136H249ZM256 137V136H255ZM181 138V139H182ZM186 138V137H185ZM190 138V137H189ZM204 138V137H203ZM234 138V137H233ZM246 138V137H245ZM152 139V138H151ZM182 139V141H183ZM197 139V138H196ZM195 141H201L200 140H196ZM211 139V138H209ZM218 139H220L218 137ZM224 139V138H223ZM222 139V140H223ZM230 139V138H228ZM250 139V138H248ZM187 140V138H186ZM191 140V139H190ZM222 140H220L222 142ZM257 140V139H256ZM216 141V140H215ZM239 141V140H237ZM242 141V140H241ZM262 141V140H261ZM186 142V141H185ZM203 142V141H201ZM206 142V141H205ZM219 142V141H218ZM220 142V144H221ZM225 142V141H224ZM231 142V141H230ZM198 143V142H197ZM217 143V142H216ZM226 143V142H225ZM233 143V142H232ZM249 143V142H248ZM186 144H189V143H186ZM185 144V145H186ZM191 144V143H190ZM200 144V142H199ZM198 144V145H199ZM223 144V143H222ZM231 144V143H230ZM250 144V143H249ZM248 144V145H249ZM162 145V144H161ZM195 145V144H194ZM201 145V144H200ZM219 145V144H218ZM217 145V146H218ZM227 145V144H226ZM233 145V144H232ZM241 145V144H240ZM243 145V144H242ZM164 146V145H163ZM223 146V145H222ZM251 146V145H250ZM204 147V146H203ZM253 147V146H251ZM258 147V146H257ZM165 148H168V147H165ZM185 148V147H184ZM187 148V147H186ZM215 148V146L213 147V149ZM222 148V147H221ZM229 148V147H228ZM237 148V147H236ZM241 148V147H240ZM250 148V147H249ZM181 149V148H180ZM223 149V148H222ZM226 149V148H224ZM160 150V149H158ZM163 150V149H162ZM183 150V149H182ZM215 150V149H214ZM248 150V148H247ZM261 150V148H260ZM263 150V149H262ZM190 151V150H189ZM200 151H204V150H200ZM234 151V150H233ZM187 152V151H186ZM199 152V151H198ZM224 152V151H223ZM232 152V151H231ZM257 152V151H256ZM260 152V151H259ZM147 153V152H146ZM145 153V154H146ZM163 153V152H162ZM194 153V152H193ZM201 153V152H200ZM216 153V151H215ZM227 153V151H226ZM238 153V152H237ZM254 153V152H253ZM152 154V152H151ZM156 154V153H155ZM159 154V153H158ZM165 154V153H164ZM190 154V152H189ZM188 154V155H189ZM212 154V153H211ZM243 154V153H242ZM147 155V154H146ZM154 155V154H153ZM213 155V154H212ZM211 155V156H212ZM218 155V154H217ZM228 155H229V152H228ZM232 155V154H231ZM239 155V154H238ZM257 155V154H256ZM260 155V154H258ZM257 155V156H258ZM263 155V154H262ZM145 156V155H144ZM156 156V155H155ZM162 156V155H161ZM183 156V155H182ZM187 156V155H185ZM183 156V157H185ZM193 156V155H192ZM196 156V155H195ZM222 156V155H221ZM233 156V155H232ZM154 157V156H153ZM213 157V156H212ZM218 157V156H217ZM227 157V156H226ZM225 157V158H226ZM228 157H231V156H228ZM189 158V157H188ZM193 158V157H192ZM211 158V157H210ZM232 158V157H231ZM146 159V158H145ZM148 159V158H147ZM146 159V160H147ZM182 159V158H181ZM184 159V158H183ZM221 159V158H220ZM228 159V158H227ZM261 159L264 160V157L262 158L261 156ZM68 160H72V158H69ZM97 160H100L99 158L95 159L94 163L99 164L101 161H97ZM143 160V159H142ZM155 160V159H154ZM218 160V159H217ZM225 160V159H224ZM259 160V159H258ZM262 160V162H263ZM163 161V160H162ZM167 161V160H165ZM189 161V160H188ZM187 161V162H188ZM228 161V160H227ZM235 161V160H234ZM242 161V160H241ZM244 161V160H243ZM250 161V160H249ZM143 162V161H142ZM146 162V161H145ZM240 162V161H239ZM260 162V163H262ZM161 163V162H160ZM173 163V162H172ZM189 163V162H188ZM194 163V162H193ZM200 163V162H198ZM203 163V162H202ZM219 163V162H218ZM225 163V162H224ZM237 163V162H236ZM153 164V162L151 163ZM157 164L159 165V163L157 162ZM185 164V163H184ZM192 164H190V167H191ZM195 165H196V162H195ZM198 165V164H197ZM264 165V164H263ZM203 166V165H202ZM207 166V165H206ZM229 166V165H228ZM231 166V165H230ZM239 166V165H238ZM252 166V165H251ZM143 167V165H142ZM151 167V166H150ZM259 166H256L255 168H257ZM208 167H206L207 169ZM217 168V167H216ZM221 168V167H220ZM219 168V169H220ZM248 168V167H247ZM153 170V167L151 168ZM174 169V167H173ZM185 169V168H184ZM201 169V168H200ZM225 169V168H224ZM231 169V167H230ZM229 169V170H230ZM253 169V168H252ZM251 169V170H252ZM257 169H260V168H257ZM264 169V167H263ZM150 170V169H149ZM161 170V169H160ZM218 170V169H217ZM223 170V169H222ZM221 170V171H222ZM256 170V169H255ZM253 169V171H255ZM262 170V169H261ZM261 170H256L257 172H262ZM159 171V169H158ZM171 171V170H170ZM216 171V170H214ZM233 171V170H231ZM252 171V172H253ZM141 172V171H140ZM153 172V171H152ZM165 172V171H164ZM181 172V171H180ZM185 172V171H184ZM194 172V170H193ZM204 172V171H203ZM228 172V171H227ZM241 172V171H240ZM160 173V172H159ZM170 172H168L167 174H169ZM179 173V172H178ZM191 173V172H190ZM198 173V172H197ZM246 173V172H245ZM142 174V173H141ZM148 174V173H147ZM155 174V173H154ZM171 174V173H170ZM183 174V173H182ZM195 174V172H194ZM193 174V176H194ZM214 175V173H212ZM224 174V173H223ZM243 174V173H242ZM250 175V171L248 173ZM253 174V173H252ZM258 174V175H257ZM255 175H253V177L249 178L250 180H248V178L246 180L249 181V183L246 185L248 186V189L247 191H243L242 190V193H240V196H235V192L232 194L234 197H225L226 200H223V197H221V200H215V199H219L220 197H218V193L215 194L214 193V190L215 188L213 189H210L213 190V193L209 191V193L206 194L205 198L204 196L202 195V193H204V191L201 193L199 190V195L196 191V188L200 187L201 184H203L205 181V179H207V176L206 178H200L198 174L196 178H188L187 174L186 176L183 174L181 175L180 174V211L177 213V211L179 210V208L177 207L176 209V213L173 211H171V213L174 215L173 216H177L178 217V220H176V218L173 217L172 219V222L173 220L175 221L174 225L171 226V224L167 221L166 222V227H165V223H164V219L165 217H162L161 215L163 213H160L161 215H159L158 211H155L153 210V208L155 206L153 205H150V204H155L154 202H146V200H148V198H146V200H142V201H145L147 205L144 206L145 209H142V206H140V204H136V206H134L133 208L136 209L135 213H134V216H136L135 214H137V219H139L137 221V219L134 217L136 220V222L138 223L137 225H135V229L134 227H132L131 229H134V234L132 235V255H131V259H132V263L134 264H165V263H169V264H218V261H220L219 259L221 258V255L224 254L222 251V253H220V249L218 251V248H219V244L221 243L220 240H222V242L224 241L223 239H221V236L222 238L224 237L223 235V232H219L217 231L220 230L219 228H223V226L225 225L226 221L229 222L231 221L233 218V222H236L235 217H240L242 216V218L244 216H248V214L250 215L249 217L251 218L250 221H252V217L251 216H255V215H251L250 213H247L249 207L247 205V200L249 199L250 200V197L251 199L253 198V196H256L258 193L260 194L261 191H264V190H261L260 188V185L263 187L262 183L264 182V174H260V173H257ZM143 175V174H142ZM145 175V173H144ZM162 175V174H161ZM190 175V174H189ZM196 175V174H195ZM204 175H207V174H204ZM244 175V174H243ZM248 175V176H249ZM141 176V175H140ZM149 176V175H148ZM160 176V175H159ZM175 176V175H174ZM179 175H177L178 177ZM221 177V175H218L217 173V177ZM153 177V176H152ZM176 177V176H175ZM192 177V176H191ZM230 177V176H229ZM143 178V177H142ZM141 178V179H142ZM148 178V177H147ZM146 178V179H147ZM151 178V176H150ZM167 178V177H166ZM169 178V177H168ZM167 178V179H168ZM173 178V177H172ZM209 178H212L209 177ZM208 178V179H209ZM246 178V177H245ZM141 179L139 180V182L141 181ZM145 179V178H144ZM176 179V178H175ZM227 179V178H226ZM153 180V179H152ZM165 180V179H163ZM239 180V179H238ZM245 180V181H246ZM147 181V180H146ZM151 181V180H150ZM156 181V180H155ZM169 181V180H168ZM246 181V182H248ZM138 182V180L136 181ZM178 182V181H177ZM175 181V183H177ZM178 182V183H179ZM203 182V183H202ZM207 182V181H205ZM209 182V180H208ZM207 182V183H208ZM212 182V181H211ZM241 182V181H240ZM142 183V182H141ZM164 183V182H163ZM167 183V182H166ZM215 184V182H214ZM213 184V186H214ZM228 184V183H227ZM243 184V183H242ZM245 184V183H244ZM146 185V184H145ZM144 185V186H145ZM151 185V184H150ZM149 185V186H150ZM153 185V184H152ZM178 185V184H177ZM204 185V184H203ZM201 185V186H203ZM211 185V184H210ZM217 184H215L216 186ZM222 185V184H221ZM229 185V184H228ZM241 185V184H240ZM122 186V185H121ZM132 186V185H131ZM142 186V185H141ZM149 186H147L146 188H148ZM175 186V185H174ZM179 186V185H178ZM212 186V185H211ZM211 186H209L211 188ZM212 186V187H213ZM239 186V185H238ZM242 186V185H241ZM246 186L244 188H246ZM136 187V186H135ZM134 187V188H135ZM173 186L171 185V188ZM198 187V189H199ZM222 187V186H221ZM226 187V186H225ZM132 188V187H131ZM137 188V187H136ZM135 188V189H136ZM139 188V187H138ZM177 188V187H176ZM179 188V187H178ZM220 190V187H218ZM243 188V189H244ZM34 189V188H33ZM133 189V190H135ZM168 189V188H167ZM174 189V187H173ZM197 189V190H198ZM206 189V188H204ZM203 189V190H204ZM209 189V188H208ZM208 189H206L205 192H208ZM228 189V188H226ZM232 189V188H231ZM264 189V187L262 188ZM132 190V189H131ZM130 190V191H131ZM149 190V189H148ZM155 190V189H154ZM170 190V189H168ZM221 193H225L226 190L224 188V191L223 189L221 188ZM233 190V189H232ZM230 191L229 189L227 190V193H229L228 191H230L231 193L233 191ZM237 190V189H236ZM235 190V191H236ZM136 191V190H135ZM135 191H133L135 193ZM141 191V190H140ZM132 192V193H133ZM137 192V191H136ZM167 192V191H166ZM165 192V193H166ZM174 192V191H173ZM175 192H177L175 190ZM130 193V194H132ZM138 193V192H137ZM168 193V192H167ZM166 193V194H167ZM172 193V192H171ZM179 193V192H178ZM220 193V192H219ZM222 193V195L224 196V194ZM264 194V192H262ZM175 194V193H174ZM226 194V193H225ZM141 195V193H140ZM205 195V194H204ZM231 195V194H229ZM229 195H226V196H229ZM237 195V193H236ZM239 195V193H238ZM136 196V195H135ZM154 196V195H153ZM159 196V195H158ZM165 196V195H164ZM221 196V194L219 195ZM262 196V195H261ZM218 197V198H217ZM257 197H259L257 195ZM264 197V195L262 196V198ZM140 198V197H139ZM156 199H158L157 197H155ZM165 199V197H163ZM168 198V197H167ZM177 198V199H178ZM205 200H204V199ZM144 199V198H142ZM154 199V198H153ZM161 199V198H160ZM216 201V202H213L212 200ZM255 198H253L254 200ZM260 199V198H259ZM258 198L257 200L260 201ZM139 200V199H138ZM151 200H152V197H151ZM166 200V199H165ZM168 200V199H167ZM212 201V203H209L210 201ZM256 200V201H257ZM264 200V199H263ZM262 200V201H263ZM153 201V200H152ZM156 201V200H155ZM163 201V200H161ZM189 201V202H188ZM252 201V200H251ZM250 201V202H251ZM157 202V201H156ZM188 202V203H187ZM193 204V206H191V203ZM195 202L197 204H195ZM254 202V201H253ZM251 202V203H253ZM163 203V202H162ZM168 203V202H167ZM250 203V205H251ZM260 203V202H259ZM132 204V203H131ZM143 204V203H141ZM145 204V203H144ZM171 204V203H170ZM190 204V206L188 205ZM256 204V203H255ZM157 206V203L155 204ZM160 205V204H159ZM166 205V204H164ZM178 205V204H177ZM253 205V204H252ZM252 205L250 206L252 210V212H254V210L257 208H255L254 206V210L252 208ZM258 205V204H256ZM255 205V206H256ZM43 205V202H41L40 200H37V196L35 193H33V191L31 190H11V191H8V192H0V264H38V260L40 259L37 258L38 256L41 255V252L42 251H45L47 250L50 246V244H52V242L55 240L54 237H52V233H53V225L56 223V220H55V215L54 213H52L51 210L49 209H46V206ZM131 206V205H130ZM140 206V207H139ZM153 206V207H152ZM161 206V205H160ZM176 206V205H175ZM174 206V207H175ZM247 206V207H246ZM163 207V205H162ZM161 207V209H163ZM171 207V206H170ZM257 207V206H256ZM261 207L262 204H261ZM160 208V207H159ZM158 208V209H159ZM165 208V207H164ZM259 208V207H258ZM160 210V209H159ZM164 210V209H163ZM175 210V209H174ZM249 210V212H250ZM263 210V209H262ZM260 211V210H259ZM158 212V213H157ZM163 212V211H161ZM258 212V211H257ZM262 212V211H261ZM246 213V214H245ZM259 213V212H258ZM167 214V213H166ZM165 214H163L164 216ZM169 215V214H168ZM244 215V216H243ZM260 215V214H259ZM258 215V216H259ZM170 217V215L168 216ZM164 218V219H163ZM171 218V217H170ZM260 218V217H259ZM257 218V219H259ZM230 219V220H229ZM238 219H239V222H238ZM237 219V222L236 223H233L234 225L235 224H238V223H241L242 221L241 220H245L244 219H241V218H238ZM241 219V220H240ZM254 219H256L254 217ZM263 219V218H262ZM261 219V220H262ZM131 220V219H130ZM167 220V219H166ZM165 220V221H166ZM246 222L249 221V219L247 218V220H245ZM244 221V222H245ZM264 221V220H263ZM134 222V223H136ZM225 222V223H224ZM254 222V221H253ZM133 223V224H134ZM168 223V224H167ZM222 223H223V226H222ZM232 223V222H231ZM229 223V225L231 224ZM248 223V222H247ZM250 224H253L252 222H249ZM255 223L257 225V221L255 220ZM254 223V224H255ZM262 223V222H261ZM260 223V225H261ZM170 224V225H169ZM221 224V225H220ZM227 224V223H226ZM253 224V225H254ZM121 225V224H119ZM167 225H168V228L170 226V229H167ZM242 225V223H241ZM244 225V224H243ZM242 225V227H243ZM247 224L244 225V227L246 226ZM260 225H257V226H260ZM131 226V225H130ZM221 226V227H220ZM228 225H226L227 227ZM231 226V225H230ZM240 226V225H238ZM98 227V226H97ZM111 227V226H110ZM115 227V226H114ZM117 227V226H116ZM119 227V226H118ZM125 227V226H124ZM123 227V228H124ZM229 227V226H228ZM228 227L226 229H228ZM241 227V226H240ZM248 227V225L246 226V228ZM252 229H253V226L251 225ZM256 227V226H255ZM217 228V229H216ZM234 228V227H233ZM236 228V227H235ZM239 228V227H237ZM249 228V227H248ZM261 228V227H260ZM96 229V228H95ZM107 229V228H106ZM112 229V228H111ZM115 229V228H114ZM113 229V230H114ZM128 229V228H127ZM225 229V228H224ZM223 229V230H224ZM231 229V228H230ZM243 229V228H242ZM263 229V228H262ZM99 230V229H98ZM170 230V231H168ZM245 230V229H244ZM247 230V229H246ZM256 230V229H254ZM260 230V229H259ZM259 230H257L256 232L258 234H260V232H258ZM63 231V232H62ZM62 236H61V241L66 243L67 240H68V234H67V231H65V228H63L62 230ZM118 231V230H117ZM115 231V232H117ZM222 231V230H220ZM231 231V230H230ZM233 231V229H232ZM241 231V230H240ZM251 231V230H250ZM262 231V230H261ZM102 232V231H100ZM99 232V233H100ZM104 232V231H103ZM107 232V231H105ZM234 232L236 233L235 229H234ZM91 233V232H90ZM89 233V234H90ZM94 233V232H93ZM120 234V232H117ZM116 233V234H117ZM226 233V231L224 232V234ZM227 233H230L229 230ZM246 233V232H245ZM262 233V232H261ZM97 234H98V231H97ZM105 234V233H104ZM111 234V233H110ZM118 234V236H120ZM130 234V233H129ZM231 234V233H230ZM229 234V235H230ZM233 234V233H232ZM231 234V236H232ZM240 234V233H239ZM244 234V231L243 233ZM126 235V233H125ZM236 235V234H235ZM241 235V234H240ZM90 236V235H89ZM93 236V235H92ZM110 236V235H109ZM115 236V235H113ZM117 236V235H116ZM237 236V235H236ZM248 236V234H247ZM254 236V235H253ZM121 237V236H120ZM118 238L116 237V239H121V238ZM124 237V236H123ZM227 236H225V239H226ZM230 237V236H229ZM243 237V235H242ZM241 237V239H242ZM246 237V236H245ZM243 237V238H245ZM250 237V236H249ZM89 238V237H88ZM233 238V237H232ZM231 238V239H232ZM248 238V237H247ZM252 238V237H251ZM257 238V237H256ZM92 239V238H90ZM106 239V238H105ZM125 239V238H124ZM123 239V240H124ZM230 238L227 239V241L229 240ZM240 239V237H239ZM88 240V239H86ZM93 240V239H92ZM97 240V239H96ZM110 240V239H109ZM122 239L120 241H123ZM91 242V240H89ZM107 241V240H106ZM115 241V239H114ZM118 241L120 244L121 242ZM127 241V240H126ZM226 241V240H225ZM226 241V242H227ZM231 241V240H229ZM228 241V243L226 242H223L224 244H229L230 242ZM239 241V240H238ZM243 241H244V244H243ZM95 242V241H93ZM111 242V241H110ZM240 242V243H239ZM237 242V245L238 243L240 245V249H235L236 251L240 250L241 251V255H239V264H263L264 262V250H262L261 248L260 249H257L256 246H252V248H256L258 251H254V249H252L251 247H249L248 249V246H247V242L245 243V240H242V241H239ZM242 242V243H241ZM83 243V242H81ZM87 243V241H86ZM108 243V241H107ZM112 243V242H111ZM118 243V248H119V244ZM123 243V242H122ZM92 244V243H90ZM126 245V242L124 243ZM128 244V243H127ZM231 244V243H230ZM53 245V244H52ZM86 245V244H85ZM89 245V244H88ZM106 245H109L106 244ZM124 245V247H125ZM235 245V244H233ZM93 246V244H92ZM116 246V245H115ZM51 247V246H50ZM49 247V248H50ZM127 247V246H126ZM224 247V246H223ZM235 247V246H234ZM87 248V247H86ZM115 248V247H114ZM251 248V249H250ZM45 249V250H43ZM117 249V248H116ZM122 249L121 245H120V248L115 250L118 251V252H121L120 250ZM127 250V248H125ZM131 249V248H128V250ZM228 249V247H227ZM223 250V249H221ZM66 251V250H65ZM64 251V252H65ZM89 251V250H88ZM130 251V250H129ZM235 251V252H236ZM239 251V252H240ZM68 252V251H67ZM104 253V251H102ZM101 252V253H102ZM106 252H108V250H106ZM114 252V253H115ZM225 253L227 251H224ZM130 253V252H128ZM106 254V253H105ZM117 254V253H115ZM122 254V253H121ZM238 254V253H237ZM75 255V254H74ZM92 255V254H91ZM103 255V254H102ZM111 255V258L116 256L117 258V255H114L112 256L113 254H110ZM126 255V254H125ZM76 256H77V253H76ZM99 256V255H98ZM105 255H103L104 257ZM123 256V254L121 255ZM121 256L120 259H121ZM72 257V256H71ZM88 257V256H87ZM97 257V256H96ZM96 257H94L96 260ZM102 257V258H103ZM118 257V258H119ZM53 258V257H52ZM51 258V259H52ZM90 258V257H89ZM88 258V259H89ZM109 258V259H111ZM128 258V257H127ZM37 259V260H36ZM49 259V258H48ZM62 259V258H61ZM67 259V257H66ZM83 259V258H82ZM105 259V258H104ZM104 259H103V262H104ZM108 259V258H107ZM108 259V260H109ZM113 259V258H112ZM124 259V257H123ZM129 259V260H131ZM222 259V258H221ZM50 260V259H49ZM59 260V259H57ZM93 260V259H92ZM117 260V259H115ZM37 261V262H36ZM40 261V260H39ZM55 261V259H54ZM83 261V260H82ZM85 261V260H84ZM83 261V262H84ZM89 261V260H88ZM120 261V260H119ZM118 261V262H119ZM122 261V260H121ZM120 261V262H121ZM125 261V260H124ZM36 262V263H35ZM53 262V261H51ZM99 262V261H98ZM101 262V261H100ZM117 262V261H116ZM45 263V262H44ZM48 262H46L47 264ZM106 263V262H105ZM108 263V261H107ZM112 263V262H111ZM40 264V263H39ZM55 264V263H54ZM57 264V262H56ZM84 264V263H83ZM88 264V263H87ZM90 264V263H89ZM92 264V263H91ZM98 264V263H97ZM119 264V263H118ZM129 264V263H128ZM238 264V262H237Z\"/></svg>","mask_w":264,"mask_h":264}]
</instances>
